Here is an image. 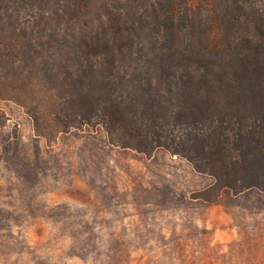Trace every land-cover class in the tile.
I'll use <instances>...</instances> for the list:
<instances>
[{"label": "trees", "instance_id": "1", "mask_svg": "<svg viewBox=\"0 0 264 264\" xmlns=\"http://www.w3.org/2000/svg\"><path fill=\"white\" fill-rule=\"evenodd\" d=\"M0 98L264 191V0H0Z\"/></svg>", "mask_w": 264, "mask_h": 264}, {"label": "rangeland", "instance_id": "2", "mask_svg": "<svg viewBox=\"0 0 264 264\" xmlns=\"http://www.w3.org/2000/svg\"><path fill=\"white\" fill-rule=\"evenodd\" d=\"M0 264H264V191L101 127L40 135L0 98Z\"/></svg>", "mask_w": 264, "mask_h": 264}]
</instances>
